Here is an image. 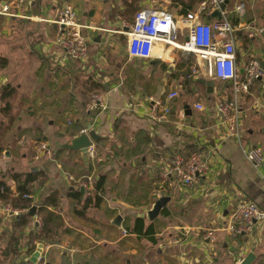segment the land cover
Here are the masks:
<instances>
[{"label":"crops","instance_id":"0c3cea01","mask_svg":"<svg viewBox=\"0 0 264 264\" xmlns=\"http://www.w3.org/2000/svg\"><path fill=\"white\" fill-rule=\"evenodd\" d=\"M86 1L73 2L81 12L80 23L90 28L84 31L88 56L82 61L64 57L59 32L49 23L59 8L71 5L69 0H31L14 9L33 20L0 15V59L6 61L0 68V183L14 190L12 175L39 171L31 186L32 205L37 208L55 195L57 206L48 211L60 222L42 243L36 215L16 217L0 210V264H239L249 254L254 256L251 264H264V222L255 223L246 235L226 231L239 203L264 209V179L242 152L264 149V78L238 99L240 146L228 137L216 111L223 97L232 96L230 83L187 76L191 81L184 84L177 64L188 61L174 49L156 47L149 60L127 53L122 23H129L138 10L160 9L179 21L197 12L200 3L184 12V4L192 0H160L157 6L151 0ZM240 3L245 9L236 16L232 10ZM226 10L230 21L238 22L240 73L252 59L264 63V0H232ZM214 20L202 18L206 24ZM189 61L198 64L194 56ZM209 81L214 83L210 92ZM173 91L179 93L168 103L170 116L154 121L152 99ZM94 94L104 97L106 111L86 112ZM84 129L89 138L97 137L90 139L94 158L62 148ZM40 143L48 146L49 155L37 156ZM194 153L201 154L208 174L186 185L169 169L177 157ZM86 177L92 182L83 187ZM99 178L103 185L96 191ZM162 195L168 203L148 221L152 200ZM23 216L27 224L18 230L16 219ZM116 217L120 226L113 224ZM139 221L143 233L149 228L152 234L134 233ZM210 232L214 242L207 239ZM14 237L18 243L10 253ZM39 245L41 252L32 263Z\"/></svg>","mask_w":264,"mask_h":264},{"label":"built area","instance_id":"2783aa9c","mask_svg":"<svg viewBox=\"0 0 264 264\" xmlns=\"http://www.w3.org/2000/svg\"><path fill=\"white\" fill-rule=\"evenodd\" d=\"M160 0H151L155 6ZM225 0H203L198 5L197 12L187 13L179 21L160 9H141L134 17L132 23H122V29L127 36V53L132 59L149 60L153 57L156 47L174 49L179 51L186 61L190 56L198 60V64L192 66L189 77L201 76L216 82L231 84V97H223L216 106V111L225 125L228 137L234 139L240 146L243 135L241 129V113L239 97L249 93L250 88L258 80L264 78V69L258 60H250L243 68V73L236 64V27L233 26L226 7ZM31 0H0V15L19 17L33 20L31 16H24L13 12L30 5ZM245 5H235L232 13L241 16ZM218 12L220 20H214L212 24L202 21L204 16H210ZM59 32L58 45L68 60L82 61L88 56L84 31L89 27L83 26L79 17L70 4H64L59 8L53 21ZM182 41H181V40ZM58 67H62L58 65ZM178 97L176 92H170L164 99H152L149 114L158 122H165L170 116L171 109L168 103ZM104 97L100 94L91 96L86 106V112H104L107 110ZM197 109L202 110L201 106ZM87 130L81 131L86 134ZM246 162L252 169L264 179V152L260 148L242 149ZM94 146L87 149V153L94 158ZM37 156L49 155L50 150L45 143L36 147ZM170 173L179 177L186 185H192L196 180L208 174V166L200 153H194L188 158L177 157L170 166ZM92 182L91 177L82 180L81 186L87 187ZM158 196V191L156 192ZM24 198H31L24 196ZM0 210L5 215H27L30 209H13L10 205L0 204ZM38 233L42 229V221L35 218ZM264 222V209H260L255 203H239L231 215V221L226 231L232 235H246L252 231L255 223ZM214 242V233L210 232L208 238Z\"/></svg>","mask_w":264,"mask_h":264},{"label":"trees","instance_id":"16d2710c","mask_svg":"<svg viewBox=\"0 0 264 264\" xmlns=\"http://www.w3.org/2000/svg\"><path fill=\"white\" fill-rule=\"evenodd\" d=\"M172 2H181V0H171ZM203 0H192L191 4H184V12L188 9L192 8V6L195 4V2L200 3ZM129 8V7H128ZM134 8L130 6V10H133ZM135 12V11H134ZM139 12V10L133 15L132 18H129L126 20L129 23H132L135 15ZM233 26H237L238 22L232 20ZM6 65V61L3 59H0V68H3ZM177 69L182 70V73L185 74L184 77V84H188L190 79L187 78L188 74L190 73V70L192 68L191 61L185 62L180 60L177 64ZM163 69H166L165 64L163 65ZM41 176V173L37 170L30 174L20 175V174H14L12 175V179L15 181V189L12 190L9 186H7L5 183H0V202L5 205H10L13 209H30L31 207H34L32 205V199L31 198H24V196L31 197L32 190L31 186L32 184ZM103 185V179L99 178L97 182H95L94 190H101ZM80 194V191L78 192ZM96 198V197H95ZM100 199L96 198V202ZM57 206V201L55 198V195L49 196L41 205H39L36 208L35 214L36 217H40L42 221V229L38 235V239L40 242H45L50 240V238L53 236L54 232L59 228L60 222L58 220V217H56L53 213L48 211V208H53ZM16 229L22 230L26 224L27 219L25 216L19 217L16 219ZM134 233L138 234L139 236H147L149 234H152L151 229H147L145 233H143V226L142 223L139 221L138 226L136 230H134ZM19 237H14L7 248V251L10 253H15V247L17 246ZM34 251H31L33 253Z\"/></svg>","mask_w":264,"mask_h":264},{"label":"water","instance_id":"95a60500","mask_svg":"<svg viewBox=\"0 0 264 264\" xmlns=\"http://www.w3.org/2000/svg\"><path fill=\"white\" fill-rule=\"evenodd\" d=\"M232 0H225L223 7H226L229 5V3ZM211 18H215L217 20H220V15L218 12H213L211 14ZM260 66L264 68V63H260ZM243 73V70H241V74ZM214 85L213 81L208 82V92L211 91V87ZM96 140L97 137L94 134H90V138L86 134H81L80 136L76 137L75 139L71 140L70 143H67L62 146V148L68 149L70 151H80L81 153L85 154L87 152V149L91 146V140ZM255 148V147H253ZM169 198L166 197L165 195H162L160 198H154L152 200V208L151 210L147 213L146 219L148 221H152L155 219L158 215H160L162 209L165 208L166 204L168 203ZM36 211V207H31L29 212H28V217H33ZM121 218L116 217L114 219L113 224L116 226H120ZM42 246L39 245L37 248L36 252L32 255L30 258V261L32 263H36L39 254L41 252ZM254 259V256L252 254H249L241 263L239 264H251Z\"/></svg>","mask_w":264,"mask_h":264},{"label":"rangeland","instance_id":"374dc122","mask_svg":"<svg viewBox=\"0 0 264 264\" xmlns=\"http://www.w3.org/2000/svg\"><path fill=\"white\" fill-rule=\"evenodd\" d=\"M69 1L71 2V6L74 8V10H75V11H77V10H76V8H75V4H74V3H75L77 0H75V1H73V0H69ZM78 1H79V0H78ZM88 1H89V0H88ZM88 1H86V2L88 3ZM73 2H74V3H73ZM89 2H90V1H89ZM84 8H85V7H84ZM89 10H90V9H89V7H88V8H86V11H89ZM76 13H77V15H80V14H81V12H80V11H77ZM80 17H81V16H80ZM86 44H87V42H86ZM86 46H87V45H86ZM118 49H119V48H116V50H115V51L117 52V51H118ZM241 50H242V49H241V46H239V48H238V50H237V51H239V53H240V52H241ZM173 92H176V91H173ZM176 93L178 94L179 92L177 91ZM260 149H261V150H264L263 148H260Z\"/></svg>","mask_w":264,"mask_h":264}]
</instances>
